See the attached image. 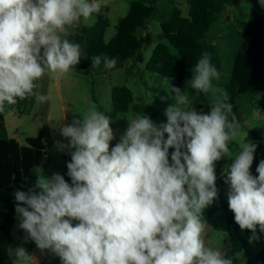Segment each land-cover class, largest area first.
I'll return each instance as SVG.
<instances>
[{"label":"clouds","instance_id":"obj_1","mask_svg":"<svg viewBox=\"0 0 264 264\" xmlns=\"http://www.w3.org/2000/svg\"><path fill=\"white\" fill-rule=\"evenodd\" d=\"M264 6V0H260ZM104 0H0V112L34 96L43 104L50 96L35 92L46 74H68L82 58V46L69 37L81 20L98 14ZM92 67H116L108 55L92 57ZM187 87L211 95L210 111L197 112L196 97L166 80L172 99L166 123L145 115L128 119L120 142L111 119L89 106L82 121L61 128L69 138L68 183L39 170L28 191L13 193L20 228L42 252L62 264H234L231 257L206 246L203 209L217 197L215 162L232 158L225 170L230 184L228 206L249 242L264 233V160L250 173L256 145L243 142L233 157L229 145L238 136L228 93L214 86L220 73L205 52L191 69ZM169 149L171 152L169 160ZM39 189V191H37ZM73 221H78L73 225ZM15 264L33 259L23 247Z\"/></svg>","mask_w":264,"mask_h":264},{"label":"trees","instance_id":"obj_2","mask_svg":"<svg viewBox=\"0 0 264 264\" xmlns=\"http://www.w3.org/2000/svg\"><path fill=\"white\" fill-rule=\"evenodd\" d=\"M243 0H190L188 3V15L183 16L179 8L158 5L157 0H134L130 3L128 15L119 20L116 25V35L109 41H105V34L110 27L109 8L102 6L96 17V24L89 29L82 30L85 37L86 48L82 52V58L72 70L85 72L91 68L107 70L103 63L99 67H92V57L108 55L118 61H128L136 58L140 52L151 42L148 36L145 39L138 37V32L147 28L151 19H157L161 24L162 37L177 51L172 53L169 46L160 43L156 46L151 60L147 66L148 72L161 77L175 79V87L181 88L189 81L195 66L203 53L210 54V62L222 69L221 60L216 46L207 44L204 39L212 25L217 22L221 14L228 8L234 7ZM253 4L231 80L226 88L229 95V103L233 106V114L236 122L239 121L237 100L246 95L264 92V6L260 0H249ZM143 60L141 56L138 63ZM167 95L162 91L151 105H134L133 93L126 87H115L112 90V103L114 111L107 115L115 119L119 114H127L132 109L138 115H145L153 122L164 118V110L172 99L164 100ZM102 112V110L98 109ZM0 129H5L4 117L0 112ZM259 142V140H257ZM260 146V145H259ZM55 147L51 142L46 124L41 133L35 138H27L24 145L15 140H0V264H15L10 257L9 250L13 243L12 233L17 220L15 211L14 191L20 189L28 191L33 187L37 179L35 173L47 164L48 149ZM169 149V159L171 152ZM264 155L255 160L251 174L258 177L256 171ZM224 175L219 183H225ZM219 203L202 213V221H207L214 216L220 208L229 212L227 219V233L230 248L226 256L231 257L237 264V257L247 246V239L252 235L249 230L241 231L235 223L234 213L229 211L228 199H222V192H217ZM257 235L264 236L257 226ZM258 264H264V248L257 256ZM249 264H253L250 262Z\"/></svg>","mask_w":264,"mask_h":264},{"label":"rangeland","instance_id":"obj_3","mask_svg":"<svg viewBox=\"0 0 264 264\" xmlns=\"http://www.w3.org/2000/svg\"><path fill=\"white\" fill-rule=\"evenodd\" d=\"M162 4L161 6H169L168 0H159ZM183 13L187 11L186 3H182ZM253 10V4L249 0H243L234 7H228L222 14L220 19L215 22L210 31L207 33L204 41L207 44L216 46L219 57L222 64V69L220 73V79L214 80L213 84L216 87L224 89L226 88L231 80L233 68L239 52L241 42L243 39V33L245 31L247 22L249 20L250 14ZM120 18L112 16L111 24L109 29L105 34V41L109 42L116 35V25L118 24ZM95 18H90L88 20H81L77 25L89 29L95 24ZM72 35L69 37L73 42H77L82 46V52L85 51L86 41L84 35L80 31L72 30ZM161 24L157 19H151L149 21V26L145 30H140L138 32V37L145 39L148 36L151 38V42L143 49L139 56L130 59L128 61H118L116 67L110 70H104L99 68H91L85 72H77L73 70V90L75 95L72 99H67V126L72 125L74 121H82V115L87 111L90 105L95 104L97 110L100 109L103 113L111 115L114 111L112 103V90L115 87H126L130 89L134 97V105H151L155 102L160 92L164 91L167 93V88L165 81L171 80L173 86L177 84V80L161 77L156 74L148 72L147 66L151 60L153 52L156 46L160 43L169 46L172 53L177 51L162 37ZM141 56L143 60L141 63L137 62V59ZM67 85V84H65ZM182 91H187L190 97L194 96L196 99L193 101V107L199 113L203 111L208 113L210 111V104L213 102L212 96L197 93L195 90L187 87V82L180 88ZM174 102V101H173ZM49 104L52 108H55L54 123L52 124V133L56 140H64L65 145L69 143V138L64 137L61 134L62 125V115L61 107L57 103V100L50 96ZM237 107L239 113V121L236 122V127L238 131V136L234 142L229 145L230 150H232L233 157L240 150V145L245 141L254 143L256 151L254 152V159H258L264 155V92L263 93H253L251 95L242 96L237 100ZM58 109V110H57ZM138 114L134 113L131 109L127 114H119L115 119H111L110 127L113 130L114 139L110 141L109 148L111 150L117 143L120 142V138L124 135L126 129L128 128V119L134 118ZM128 118V119H127ZM167 118L160 121H155L156 125L166 123ZM27 123L33 124L38 123L34 117L27 120ZM37 134V133H32ZM259 140V142H257ZM260 145V146H259ZM71 151L74 149L64 148L61 150L53 147L48 149V159L47 164L43 166L39 171L43 175L51 178L54 173H59L64 177V179L71 184V178L67 175V163L71 161ZM260 153V154H259ZM170 160V159H169ZM171 162V160H170ZM232 162V158L223 156L220 160L215 162V174L216 176L223 174L225 175V170L228 165ZM252 170V165L250 168V173ZM221 176L217 181V192L225 189V183H219ZM36 180L33 184L35 185ZM39 191V189H37ZM222 199L223 195H222ZM219 205V203H218ZM213 207V203L209 204L203 209V212L209 210ZM229 211H231L229 209ZM202 212V213H203ZM229 212L226 209L220 208L216 211L214 216L210 218L207 222L204 221L205 229L209 227L211 229L214 239L211 243L206 244V246H211L218 250H226L230 248L229 236L227 233V219ZM20 217L17 215L16 225L13 229L12 240L13 243L10 247L9 254L12 260L16 261L14 250L23 247L27 254L30 256V252L27 248L31 245L34 251L38 253L41 257H47L49 264H62L59 256L50 252L49 250H44L43 252L38 249L34 241L28 238V234L20 228ZM78 223V221H73V225ZM259 239L252 243L247 239V246L244 251L238 255L237 264H249L250 262L258 264L257 256L259 252L264 248V236L258 235ZM227 252V251H226ZM226 254V253H225ZM30 264L31 261H30Z\"/></svg>","mask_w":264,"mask_h":264},{"label":"crops","instance_id":"obj_4","mask_svg":"<svg viewBox=\"0 0 264 264\" xmlns=\"http://www.w3.org/2000/svg\"><path fill=\"white\" fill-rule=\"evenodd\" d=\"M132 1L134 0H104L103 6H107L109 8L110 24H111L112 16H116L117 18L123 19L128 15L129 6ZM157 1H158V5L161 6L162 5L160 4L161 2L159 0ZM168 1L170 4L169 7L179 8L180 10L183 9L182 3L183 2L186 3V7L188 9L187 11H185V13H187L188 15V10H189L188 3L190 0H168ZM187 15L183 13V16L187 17ZM93 17L96 20V17L94 15L91 18ZM95 24H96V21H95ZM148 26H149V23H148ZM79 27L82 30L86 29V28H83V26H79ZM73 30L80 31L82 33V30L77 29V25L73 28ZM72 72L73 70H71L68 74L60 78H57L53 74H46L41 80L36 82L37 87L36 89H34L35 92L51 96L57 100V103L61 107V112H63L61 128L64 126H67V123H68L67 116H66V108H67V102H68L67 99H72V97L75 95L74 94L75 91L73 90L74 86L72 85V83H74L73 81L74 75ZM55 110L56 109L52 108V105L49 104V101L43 104H39L37 103L34 96L29 97L23 101L18 100V102L15 105L6 106L5 110L2 112L3 117H4L5 129L4 130L0 129V140H15L20 145H24V141L27 138L37 137L43 130L44 124H46L48 132L50 134L51 142L53 143L55 148L58 149L60 145H65L66 142L64 140H60V138L56 140L53 136L52 124L54 123ZM32 117H34L35 120H38L37 124L27 123V120L31 119ZM32 133H37V134L35 135ZM223 174L216 176V181H215L216 185H217L218 179L221 176H223ZM229 192H230V184L225 182V189L222 192L223 198L228 199ZM217 199H218V195L216 198H214V200H217ZM214 200L212 201L213 207H217L218 202ZM203 239L205 240V243L207 244L208 243L210 244L211 241L214 239V236L212 235L211 229H209V227H206L203 233ZM27 248L30 252V257L33 258L31 260L32 264H49L47 261V257H41L38 253L34 251V248H32L31 245H28ZM220 251L223 253L224 249Z\"/></svg>","mask_w":264,"mask_h":264},{"label":"built area","instance_id":"obj_5","mask_svg":"<svg viewBox=\"0 0 264 264\" xmlns=\"http://www.w3.org/2000/svg\"><path fill=\"white\" fill-rule=\"evenodd\" d=\"M256 160V159H255ZM255 160L253 161V163H252V166L254 165V163H255Z\"/></svg>","mask_w":264,"mask_h":264}]
</instances>
